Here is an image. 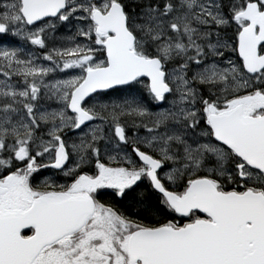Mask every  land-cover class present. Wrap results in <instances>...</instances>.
Returning a JSON list of instances; mask_svg holds the SVG:
<instances>
[{"label":"snow or ice","instance_id":"6c2138e0","mask_svg":"<svg viewBox=\"0 0 264 264\" xmlns=\"http://www.w3.org/2000/svg\"><path fill=\"white\" fill-rule=\"evenodd\" d=\"M0 264H264V0H0Z\"/></svg>","mask_w":264,"mask_h":264}]
</instances>
